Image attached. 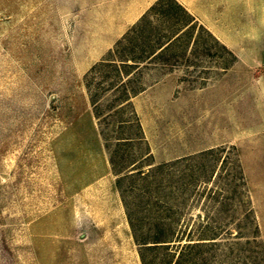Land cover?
<instances>
[{
    "label": "rangeland",
    "instance_id": "rangeland-1",
    "mask_svg": "<svg viewBox=\"0 0 264 264\" xmlns=\"http://www.w3.org/2000/svg\"><path fill=\"white\" fill-rule=\"evenodd\" d=\"M154 1L0 0V264H142L124 199L172 161L174 183L191 180L174 205L181 242L212 236L203 264H264V0H177L233 55L145 70L131 97L143 138L100 132L86 72ZM205 220L215 229L186 236ZM175 245L145 257L163 264Z\"/></svg>",
    "mask_w": 264,
    "mask_h": 264
},
{
    "label": "trees",
    "instance_id": "trees-1",
    "mask_svg": "<svg viewBox=\"0 0 264 264\" xmlns=\"http://www.w3.org/2000/svg\"><path fill=\"white\" fill-rule=\"evenodd\" d=\"M210 37L213 38V43L200 44L201 40L206 41ZM212 46L216 47L220 54L226 52L233 55L224 44L199 24L194 15L180 2L155 0L140 18L115 41L105 55L94 62L86 72V85L93 113L99 123L102 120L100 132L105 131L110 123L118 129L135 124L139 131L135 137L143 138L140 135V123L132 107L131 97L145 88L144 71L151 68L171 71L179 65H185L188 61L192 63L190 53L193 56L198 52L211 56ZM222 67L225 68L226 65ZM109 92H111V98H108L106 104L103 105L102 97ZM124 109L129 111L127 116L119 115L114 119V116ZM110 117H112L111 120ZM131 138L133 137L126 136L120 140L117 137L116 141H129ZM147 153V155L150 154L149 151ZM110 161L112 162V159ZM173 163V161L163 163L137 175L142 179L141 185L136 188L139 195L137 204L140 207L138 208L143 211L142 218H132L134 205L137 207V204H130L124 199L132 234L140 243L139 256L142 264H157V262L146 259L147 250L168 248L171 244H176L175 247H178V250L177 252L174 249L165 252L167 260L163 264H203L199 261L203 258L198 248L202 244L206 245L205 242L213 238L212 236L198 237L209 241L181 242L180 237L185 230L180 228L176 230V223L180 220L181 212L176 210L174 205L177 204L176 199L179 196L185 195L191 180L186 179L187 172L183 170V177L175 184L172 175H169V172H172ZM241 178L243 179L242 172ZM144 221L151 223L152 226H148V234L142 238L139 237V231ZM209 229L215 228L205 220L197 228H190L186 236L194 235L195 231L200 235Z\"/></svg>",
    "mask_w": 264,
    "mask_h": 264
},
{
    "label": "crops",
    "instance_id": "crops-1",
    "mask_svg": "<svg viewBox=\"0 0 264 264\" xmlns=\"http://www.w3.org/2000/svg\"><path fill=\"white\" fill-rule=\"evenodd\" d=\"M213 87L203 86L198 90L178 91L177 94L173 98L180 99V98H186L187 96L195 98V96L200 95L204 91H207L208 89H212ZM198 98H199V96H198Z\"/></svg>",
    "mask_w": 264,
    "mask_h": 264
}]
</instances>
